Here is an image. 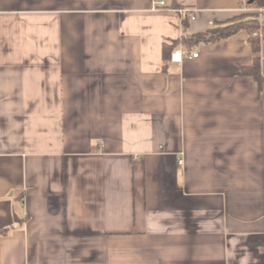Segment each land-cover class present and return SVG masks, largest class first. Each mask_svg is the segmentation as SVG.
Here are the masks:
<instances>
[{
	"label": "crops",
	"instance_id": "obj_1",
	"mask_svg": "<svg viewBox=\"0 0 264 264\" xmlns=\"http://www.w3.org/2000/svg\"><path fill=\"white\" fill-rule=\"evenodd\" d=\"M156 1L0 0V264H264V39L195 37L264 8Z\"/></svg>",
	"mask_w": 264,
	"mask_h": 264
},
{
	"label": "trees",
	"instance_id": "obj_2",
	"mask_svg": "<svg viewBox=\"0 0 264 264\" xmlns=\"http://www.w3.org/2000/svg\"><path fill=\"white\" fill-rule=\"evenodd\" d=\"M242 5L248 7L264 8V0H241ZM261 28V22L258 18L257 13H246L239 17L228 21L226 23L218 24L215 27L210 28L208 31L196 34L195 37L202 38L207 42H218L222 39L229 38L240 30H246L249 34V42L253 52V62L249 67L241 69V74L253 76L256 80H260L261 77V44L264 39V28L261 34L255 35ZM177 43L173 42L171 45H164V56L167 57L168 53L171 52ZM2 234V230H0Z\"/></svg>",
	"mask_w": 264,
	"mask_h": 264
},
{
	"label": "built area",
	"instance_id": "obj_3",
	"mask_svg": "<svg viewBox=\"0 0 264 264\" xmlns=\"http://www.w3.org/2000/svg\"><path fill=\"white\" fill-rule=\"evenodd\" d=\"M166 3H165V0H159V1H156V8H166ZM169 9H172L174 11H177V12H180L182 14H186L189 18L191 19H195L196 15H195V11L193 9H189V8H169ZM264 9H260V12H263ZM255 35L257 34H260L258 32H255L254 33ZM195 57L198 56V53H194L193 54ZM173 58L176 59H180L181 58V53H178V52H175L173 53Z\"/></svg>",
	"mask_w": 264,
	"mask_h": 264
},
{
	"label": "rangeland",
	"instance_id": "obj_4",
	"mask_svg": "<svg viewBox=\"0 0 264 264\" xmlns=\"http://www.w3.org/2000/svg\"><path fill=\"white\" fill-rule=\"evenodd\" d=\"M264 16V15H263ZM264 20V19H263ZM260 32V31H259Z\"/></svg>",
	"mask_w": 264,
	"mask_h": 264
}]
</instances>
